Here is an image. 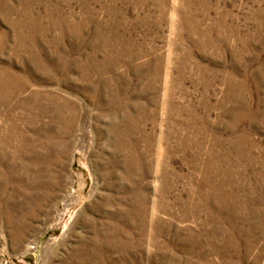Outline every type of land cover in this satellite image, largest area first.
Returning a JSON list of instances; mask_svg holds the SVG:
<instances>
[{
  "label": "rangeland",
  "instance_id": "rangeland-1",
  "mask_svg": "<svg viewBox=\"0 0 264 264\" xmlns=\"http://www.w3.org/2000/svg\"><path fill=\"white\" fill-rule=\"evenodd\" d=\"M31 144L48 202L1 194L0 264H264V0H0L9 192Z\"/></svg>",
  "mask_w": 264,
  "mask_h": 264
},
{
  "label": "bare ground",
  "instance_id": "bare-ground-1",
  "mask_svg": "<svg viewBox=\"0 0 264 264\" xmlns=\"http://www.w3.org/2000/svg\"><path fill=\"white\" fill-rule=\"evenodd\" d=\"M68 22V21H67ZM86 31V30H85ZM77 43V42H76ZM78 47V46H77ZM111 52V51H110ZM171 53V52H170ZM77 55V54H76ZM78 58V57H77ZM126 61V60H125ZM28 63V62H27ZM135 65V64H134ZM41 68V67H40ZM83 68V67H82ZM32 72V71H31ZM81 76V75H80ZM12 78V77H11ZM26 88V87H25ZM118 89V88H117ZM11 90V89H10ZM171 94V93H170ZM31 108V107H30ZM33 111V110H32ZM50 113V112H49ZM129 114V113H128ZM33 116V115H32ZM123 116V115H122ZM86 117V115H85ZM87 118V117H86ZM84 119L83 120V124H84V132L82 134V137H81V142L79 143L78 145V149L82 150L81 152L85 153L86 152V148L88 147V142H89V132H90V127H89V124H88V119ZM133 119V118H132ZM90 121V120H89ZM117 124V123H116ZM34 126V125H33ZM169 131V130H168ZM231 131V130H230ZM41 132V131H40ZM43 133V132H42ZM33 135V134H32ZM39 135V133H38ZM40 136V135H39ZM89 136V137H88ZM127 136V135H126ZM146 136V135H145ZM174 136V135H173ZM131 138V137H130ZM31 140V139H30ZM40 140V139H39ZM41 142V141H40ZM91 142V141H90ZM128 144V143H127ZM42 146V145H41ZM55 146V145H53ZM30 154H31V158L29 159L28 163H27V167H28V170L25 171L22 170V168L19 170H15L13 171V174H12V179L10 181L11 183V190L10 192L6 190V187H5V183L3 184H0V196L1 194L3 193H8L9 194V197H11L10 195L14 196V197H17L19 198V200H23L24 201V204H23V208L27 205H29V203L34 206V209L35 211H32L33 213L31 214H34V215H37L38 212H40L42 209H44L45 205H47V202H48V197H49V190H48V185L47 184H42V179H40L39 176H36L35 174V171H36V168H37V165L39 164V161H38V158H37V155H35L36 151L38 148H36L35 146H33L31 144L30 146ZM61 149V148H60ZM190 149V148H189ZM88 152V151H87ZM92 152V151H91ZM166 152V151H165ZM35 155V156H34ZM144 156V155H143ZM35 157V158H34ZM218 160V159H217ZM21 161V160H20ZM147 161V160H146ZM11 162V161H10ZM46 165V164H45ZM26 167V168H27ZM40 167V166H39ZM41 168V167H40ZM164 168V167H163ZM54 169V168H53ZM25 171V172H24ZM38 174V173H37ZM241 174V173H240ZM56 175V174H55ZM218 175V173H217ZM24 176L26 177L27 180L24 179ZM51 180V179H50ZM212 180V179H211ZM231 180V179H230ZM45 181V180H44ZM55 181V179H54ZM214 181V180H213ZM229 181V180H228ZM142 182V181H141ZM206 182V181H205ZM212 182V181H211ZM221 182V181H220ZM50 183V182H49ZM54 184V183H53ZM56 184V182H55ZM200 184V183H199ZM208 184V183H207ZM214 184V183H213ZM219 184V183H218ZM223 184V183H222ZM58 185V184H57ZM56 185V186H57ZM209 185V184H208ZM221 186V185H220ZM223 186V185H222ZM208 187V186H207ZM240 187V186H239ZM10 189V188H9ZM214 189V188H213ZM115 190V189H114ZM208 190V189H207ZM263 191V190H262ZM139 192V191H138ZM224 192V191H223ZM260 192V191H259ZM205 193V192H204ZM54 194V193H53ZM154 194V193H153ZM228 194V192H227ZM7 195V194H6ZM5 195V196H6ZM150 195V194H149ZM203 195V194H202ZM214 196H209L207 194H204V201L206 200V203H204V206L202 204V210L204 209H210V206L209 204H207V202L210 200H212L211 202L213 203V208L215 211H217L220 215V212L223 208V205H222V198H223V194L221 193V188L220 187H215L214 189V194H212ZM187 196V195H186ZM225 196V195H224ZM7 197V196H6ZM8 197V198H9ZM226 197V196H225ZM16 199V198H15ZM181 199V198H180ZM225 199V198H224ZM4 200V199H3ZM239 200V199H238ZM253 200V199H252ZM261 200V199H260ZM156 201V200H155ZM4 202V201H3ZM18 202V201H16ZM263 202V201H262ZM7 203V202H6ZM258 203V202H257ZM254 204V203H253ZM7 205V204H5ZM258 205V204H257ZM4 206V204H3ZM10 206V205H9ZM15 206V205H14ZM31 206V207H32ZM199 206V205H198ZM197 206V207H198ZM254 206V205H253ZM5 207V206H4ZM6 208V207H5ZM8 208V207H7ZM12 208V207H11ZM18 208V207H17ZM22 208V209H23ZM66 208V207H65ZM123 208V207H122ZM212 208V207H211ZM254 208V207H253ZM21 209V210H22ZM136 209V208H135ZM31 210V209H30ZM66 210V209H65ZM121 210V209H120ZM124 210V209H123ZM143 210V209H142ZM213 210V209H211ZM6 211V210H5ZM132 211V210H131ZM130 211V212H131ZM164 211V210H163ZM8 212V211H7ZM24 212V211H22ZM27 212V211H26ZM44 212V211H43ZM210 212V211H209ZM133 213V212H132ZM131 213V214H132ZM143 213V212H142ZM198 213V212H197ZM216 213V212H215ZM3 214V213H2ZM10 214V213H9ZM30 215V214H29ZM64 211L62 212H59L57 214V216L55 217L54 220H56L57 222L55 223V225L59 224L60 221L62 220V218L64 217ZM133 215V214H132ZM4 216V215H3ZM153 216V215H152ZM6 217V215H5ZM9 217V216H8ZM33 217V216H32ZM218 217V216H217ZM41 218V217H40ZM132 218V217H131ZM152 218V217H151ZM260 218V217H259ZM36 219V218H35ZM124 219V218H123ZM122 219V220H123ZM232 219V218H231ZM9 220V218L7 219ZM6 220V221H7ZM11 220V219H10ZM13 220V219H12ZM212 220V219H211ZM215 220V219H214ZM101 221V220H100ZM121 221V220H120ZM147 221V220H146ZM5 223V222H4ZM30 223V222H29ZM101 224V222H99ZM104 223H105V220H104ZM107 223V222H106ZM159 223V221L157 222ZM31 224V223H30ZM22 225V224H21ZM94 225V224H92ZM107 225V224H106ZM238 225V224H237ZM67 227V226H66ZM93 227V226H92ZM107 227V226H106ZM26 228V227H25ZM103 228V227H102ZM116 228V227H115ZM142 228V227H141ZM114 229V228H113ZM170 229V228H169ZM30 230V229H28ZM106 230V229H105ZM112 230V229H110ZM121 230V229H120ZM147 231V230H146ZM15 232V231H14ZM102 232V231H101ZM111 232V231H109ZM19 233V232H18ZM96 233V232H94ZM103 233V232H102ZM107 233V231H106ZM115 233V232H114ZM117 233V232H116ZM122 233V232H121ZM124 233V232H123ZM207 233V232H206ZM15 234V233H14ZM20 234V233H19ZM19 236V235H18ZM23 236V235H21ZM108 236V235H107ZM119 236V235H118ZM105 237V236H104ZM103 238V237H102ZM112 239V238H110ZM122 239V238H121ZM104 241V240H103ZM113 241V240H111ZM115 241V240H114ZM128 241V240H127ZM119 242V241H118ZM117 242V243H118ZM166 242V241H165ZM104 243V242H102ZM108 243V242H106ZM122 244V243H121ZM119 244V245H121ZM98 245V244H97ZM102 245V244H101ZM108 245V244H107ZM110 245V244H109ZM114 245V243L112 244ZM118 245V244H117ZM128 245V244H127ZM42 244L41 242L38 243L37 245V254H36V257L38 258V260H44L46 259L50 254V249H48L49 245H44L43 248H41ZM93 247V246H92ZM123 247V246H122ZM121 247V248H122ZM186 247V246H185ZM243 247V246H242ZM246 247V246H245ZM124 249V248H123ZM164 250V249H163ZM242 250V249H241ZM240 250V251H241ZM252 250V249H251ZM84 251V250H83ZM89 251V250H88ZM243 252V250H242ZM119 253V252H118ZM122 253V252H121ZM93 254V253H92ZM95 254V253H94ZM241 253H239L240 255ZM236 255V254H235ZM239 257V256H238ZM248 257V256H247ZM257 257V256H256ZM254 258V257H253ZM204 259V258H203ZM257 259V258H256ZM241 261V260H240ZM252 261V260H251ZM255 261V260H254ZM81 263V262H80ZM123 263V262H122ZM257 264H258V261H257Z\"/></svg>",
  "mask_w": 264,
  "mask_h": 264
}]
</instances>
